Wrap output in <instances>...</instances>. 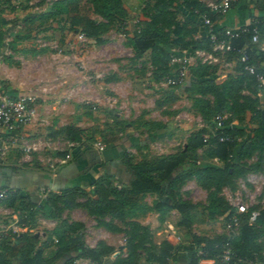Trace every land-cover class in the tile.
I'll use <instances>...</instances> for the list:
<instances>
[{
  "label": "rangeland",
  "instance_id": "1",
  "mask_svg": "<svg viewBox=\"0 0 264 264\" xmlns=\"http://www.w3.org/2000/svg\"><path fill=\"white\" fill-rule=\"evenodd\" d=\"M56 1L0 0V19L16 18L13 22L0 25V70H4L6 64L19 65L26 84L36 87L31 92L35 93V90L45 86L47 90L42 105L52 104L55 107L53 111L62 117L57 118L56 128L70 125L80 129L84 139L95 150L125 136L131 143L127 159L133 165L182 153L191 134L205 129L207 132L204 135L208 138L216 132L218 121L221 127L244 130L236 137L237 143H244L246 138L253 136L256 120L250 115L247 118L246 115L224 110L212 114L207 120L209 123L203 121L206 113L199 109L210 107L212 96L182 91L189 83L190 68L196 62L186 65L178 84L164 87L157 77L159 72L149 65L148 52L134 59L124 32L129 37L134 36L140 22L150 20L146 14L148 1L151 0H122L126 15L113 22L98 16L89 3H77L89 20L102 24L97 39L84 37L79 27L76 31L69 29L66 13L48 19L37 18L49 12ZM175 18L181 23L180 14ZM171 28L163 26L162 30L166 32ZM169 38L173 36L170 34ZM187 38L184 37V40L188 41ZM185 51L178 46L170 51L172 54L167 65L170 76H176L179 68L175 63L170 64V59L180 57L179 53ZM254 88L262 91L256 84ZM246 95V91L242 90L238 102ZM172 96L175 100L171 102ZM228 103L231 102L227 100ZM42 124L45 126L42 128H49V131L37 133V139L39 142L49 140L50 144L40 142L39 150L45 146L41 150L44 157L55 154L59 158V154L68 152L72 144L66 143L61 136L50 137L52 125ZM47 148L49 150L46 151ZM205 150L200 148L195 153L191 152L189 160L194 156L198 166H222L220 162L208 163L202 155ZM43 154H37V157L42 159ZM237 165L242 172L237 174L231 185L220 189L219 196L227 204L245 211L264 209V150H253L240 162L237 161ZM212 191L210 186L199 185L193 180L179 187V192L183 194L180 199L197 208L199 214H205L203 209L208 203L207 195Z\"/></svg>",
  "mask_w": 264,
  "mask_h": 264
},
{
  "label": "trees",
  "instance_id": "2",
  "mask_svg": "<svg viewBox=\"0 0 264 264\" xmlns=\"http://www.w3.org/2000/svg\"><path fill=\"white\" fill-rule=\"evenodd\" d=\"M82 1L89 3L92 11L106 19L107 22L120 21L126 15V11L122 7V0H58L52 3L49 12L37 18L48 19L55 15L66 13L68 15L69 29L76 31V27H79L84 37L97 39L99 31L102 29V24L95 23L84 15L81 10L82 8H78L77 6V3ZM181 7L187 11L186 15L182 12ZM147 10L148 13L146 15L150 17V20L140 22L139 29L135 32L134 36L129 37L126 32H124V36L126 37L127 46L134 53V59L141 57L148 51V61L159 72L158 78L161 79L166 75L170 76L167 65L168 59L172 54L170 51H172L174 46H178L180 50H186L185 52H188L190 55L196 50L210 51V43L206 34H199L198 37H195L198 29L190 19L192 17H199L193 13L194 10L212 19V14L209 13L200 0H151V2L148 1ZM177 14L181 16V23L177 22L175 18ZM15 19V17H10L9 19H5V21L0 19V25L3 26L8 22H13ZM163 26L173 28L164 32L162 30ZM252 28L255 27L253 25L248 26V33H239L236 38L231 39V51L224 53L222 56L225 62L234 59L236 67L241 71V74L237 76L227 74L225 79L218 83L217 73L220 63L207 65L196 61L194 67L190 68L189 83L182 90L186 94L199 93L204 95L208 93L212 96V105L207 108L202 106L199 109L203 114L206 113L205 117H203L205 123L210 122L207 120L212 114H217L224 110H230L233 114H248L250 118L252 116L256 120V128L252 129V137L246 138L244 143H237L235 142L236 137L243 134L242 131L244 130L222 127V129L216 130L214 134L203 142L202 134H206L207 131L199 129L189 136L186 141V148L182 153L154 161H142L139 164L133 165L127 159L128 153L123 152L125 148L122 147V141L120 142V140L127 141L128 146L131 147L129 138L124 136L120 140L113 141L106 146L112 145L110 147L123 149L121 151V159L126 164L130 173L128 183L126 185L120 184V188L116 189L108 183L105 173H102L101 176L95 179L92 185V192L96 199H91L79 188L61 190L58 192L59 196L50 195L46 200V203L50 207L48 217L51 219L60 218L61 210L55 204L57 200H60L65 208L81 207L96 217L107 215L117 219L132 218L133 209L140 210L143 207L136 202V196L159 192L161 187L160 181L167 180L165 193L169 196L170 204H155L153 208L176 209L181 215L179 224L186 226L191 223L192 218L196 219V215L192 212L196 208L180 199L179 187L185 182L193 180L199 185L202 184L213 188V191L207 195L208 203L203 209V213H205L203 215L212 218L222 215L227 211V220L236 216L238 231L237 238H232L231 235L213 239L190 236L191 240H193V248L204 251L206 253L205 258H210L218 255L222 248L227 246L232 252L235 264H243L242 262H237V259H251L259 249L253 241L256 238L264 236V209L257 210L258 215L255 221L250 224L248 223V217L253 210H246L245 213L236 214L234 209L228 206L219 194L221 188L231 185L237 174L242 172L240 166L237 165V161L240 162L241 158L250 155L255 149L264 150V106L261 108L259 100L255 96V91H257L254 88L255 82L251 76L242 71L243 66L238 63V55L236 54V50L241 49L245 44L248 63L253 64L252 48L257 46L258 43L254 44L251 42L250 30ZM256 31L259 37L260 34L257 29ZM170 34L173 36L172 39L169 38ZM218 34H221V32H218ZM184 37H188L187 39L189 40L185 41ZM246 37L248 38L246 39ZM245 40L246 42L244 43ZM247 42H249L248 45H246ZM154 75L158 74L155 73ZM251 86L252 88L250 89ZM242 90H245L247 95L241 102H238ZM174 100L175 97L172 96L170 101ZM227 100L231 103L227 104ZM49 136H61L64 141L74 144L71 150L62 152L59 156H64L68 153L71 159L73 152L81 147L93 149L84 139L82 131L74 126H62L53 132L51 131ZM219 136L227 137L230 139V142H218ZM118 142H120V145L116 144ZM200 148H206L202 154L205 158H217L221 161L222 166H198L194 156L192 160H189L188 155L191 152L195 153ZM64 165L61 166L63 167ZM169 177L172 178L169 180ZM79 198L82 199V202H77ZM132 226V224L129 225V236L132 232ZM64 228L65 231L69 232L70 228L68 226H64ZM58 237L55 251L47 258H42L37 253L30 256L33 252V238L31 239V237L26 238L23 235L19 239L17 236L12 242H4L3 239L1 241L0 264H9L14 258H17L20 264H71L72 261L78 258H87L94 264H98L100 256L106 252V250H102L101 248L95 250L87 248L80 236H74L69 239L64 235H59ZM16 240H24L26 241V245L19 247ZM124 249L127 252L136 249L132 244L131 237L126 239ZM164 250L171 251L172 247L167 243H162L159 254ZM165 258H172V256L166 253ZM191 258L193 259L190 264H194L197 260L196 254L191 253Z\"/></svg>",
  "mask_w": 264,
  "mask_h": 264
},
{
  "label": "crops",
  "instance_id": "3",
  "mask_svg": "<svg viewBox=\"0 0 264 264\" xmlns=\"http://www.w3.org/2000/svg\"><path fill=\"white\" fill-rule=\"evenodd\" d=\"M200 2L206 8V4L216 1L200 0ZM181 9L186 15L187 11L182 7ZM190 19L198 29L195 37H198L199 34H207V29L202 26L199 17ZM209 20L212 31L217 33L223 29L248 33L247 28L250 25L258 30L260 34L258 45L252 48L253 64L250 65L264 76V0H239L226 14L222 16L212 15V19ZM242 48H245V44ZM179 54L180 57L190 55L188 52ZM21 61L22 58L20 64ZM226 63L227 67H224L223 63L219 65L218 83L222 82L227 74L234 76L241 74L234 59ZM149 65L151 66L150 63ZM35 88V86L31 87L26 84V79H23L19 65L6 64L5 69L0 70V96L15 98L37 93L35 96L37 97L38 108V117L35 122L10 129L0 128V146L4 150V160L0 163V190L7 191L6 198L0 202V227L6 230L12 224L16 226L15 233L7 232L4 242H12L17 236L19 239L23 235L26 238L31 237V239L33 238V252L30 256L37 253L40 257L47 258L55 251V244L59 235H64L68 239L80 236L87 248L106 250L105 254L100 256L98 264H190L193 259L191 253H195L196 257L199 258L197 253L200 250L193 248V240L190 236L207 239L220 238L226 235H231L232 238L238 237L237 221L230 230L225 227L228 221L227 211L222 215L212 217V219L203 214L199 215L196 208L192 211L196 215V219L192 218L191 223L185 226L179 224L181 215L176 209L153 208L155 204H170L169 196L165 193L167 180L160 181L159 192L136 196V202L143 207L140 210L133 209L132 218L117 219L107 215L96 217L81 207L65 208L60 200L55 202L61 210L60 218H49L50 207L46 200L50 195L59 196L58 192L61 190L79 188L91 199H96L92 192V185L98 176L105 173L108 183L118 189L121 185L128 183L130 173L121 159L123 149L110 147L112 145L105 146L101 152L81 147L73 152V157L66 165L57 167L53 171L39 161L36 153L22 151L23 145L27 146L39 142L37 139L39 134L37 133L49 131V128H42L45 127L42 122L52 125L53 130L51 131L53 132L58 129L56 128L57 120L62 119L60 113L53 111L55 107H52V104L42 105L45 102L43 96H46L45 91L47 90L45 86L35 90V93L31 92ZM256 92L255 96L262 108L264 106V91L257 90ZM45 109L47 110L46 113L44 112ZM63 114L61 113V115ZM246 116L249 118L248 114ZM43 141L46 143L45 140H40V142ZM121 141L122 147L125 148L123 152H128L131 148L128 146V142ZM47 142L49 144V140ZM120 142L116 144L120 145ZM205 160L208 163H221L217 158H205ZM171 178L169 177V180ZM10 196L11 200L9 201ZM77 202H82V199H77ZM227 205L232 207L236 214L246 212L241 207ZM131 224L133 226L129 236L130 232L128 233V231ZM63 225L70 228L69 232L65 231ZM62 232L64 233L61 234ZM129 237L132 238V244L136 249L127 252L124 245ZM16 241L19 247L26 245L24 240ZM162 243L169 244L172 250H164L159 254ZM253 243L259 249L252 258L264 261V236L256 238ZM166 253L170 254L172 258H165ZM90 262L87 258H78L71 264H90ZM9 264L20 263L17 258H14Z\"/></svg>",
  "mask_w": 264,
  "mask_h": 264
},
{
  "label": "built area",
  "instance_id": "4",
  "mask_svg": "<svg viewBox=\"0 0 264 264\" xmlns=\"http://www.w3.org/2000/svg\"><path fill=\"white\" fill-rule=\"evenodd\" d=\"M239 0H218L216 2L206 4V8L212 15L215 16H222L226 14V12L236 5ZM194 14H197L201 20L202 26L207 29L206 37L210 43V51L204 50H196L191 55L187 57H177L170 59V64H177L179 65L178 71L176 76H164L160 79V83L164 87H173L174 85L178 84L181 81L183 76L186 65L189 62H199L200 64H217L223 63L224 67H227V63L223 60L222 56L224 53L231 51L230 41L231 39L236 38L239 35L238 30H230V29H223L221 34L212 31L211 28V21L209 18L204 14H199L196 10L193 11ZM251 33V42L256 44L258 43V33L255 28L250 30ZM236 54L238 55L237 61L238 63L242 64L243 71L252 77L256 86L264 91V76L259 73L253 66L248 63V56L246 54L245 48H241L236 50ZM36 96L31 94H26L22 96H18L15 98H10L7 96H0V128H12L17 126H25L37 120L38 117V108L36 103ZM216 130L222 129L221 122H216ZM215 136V135H213ZM204 135L202 136L203 142L206 141L208 138ZM230 142V139L227 137H218V142ZM44 144H48L47 142H42ZM68 143V142H67ZM70 149L73 147V143H68ZM40 142H36L30 145H23L21 148L24 152H32L36 154H43L44 147L40 149ZM69 149V150H70ZM103 148H97L98 151H101ZM49 150L48 148L46 151ZM67 152V151H65ZM4 160V150L2 146H0V163ZM70 160L69 154H65L64 156L57 157L55 154L51 157H43L39 161L43 163L47 168L50 170H55L57 167L66 164ZM7 196V191L2 189L0 190V202H2ZM258 212L252 211L248 217V223H253L255 218L257 217ZM236 219L231 217L225 224L227 230H230L231 227L235 226ZM14 229L16 226L12 224L10 228L4 230L3 227H0V241L6 239L7 232L11 231L15 233ZM198 257L194 264H235L234 258L232 256V252L230 249L225 246L222 248L221 252L216 255L215 257L205 258L206 253L204 251H200L197 253ZM237 262H242L243 264H264V261L257 260L254 258L245 259V260H236ZM208 262V263H207ZM90 264H94L90 262Z\"/></svg>",
  "mask_w": 264,
  "mask_h": 264
}]
</instances>
